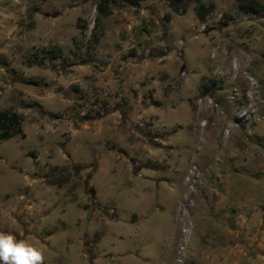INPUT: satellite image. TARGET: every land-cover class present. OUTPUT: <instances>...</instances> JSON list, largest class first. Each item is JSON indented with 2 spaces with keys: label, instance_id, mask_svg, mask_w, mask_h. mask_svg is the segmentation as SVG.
Instances as JSON below:
<instances>
[{
  "label": "rangeland",
  "instance_id": "obj_1",
  "mask_svg": "<svg viewBox=\"0 0 264 264\" xmlns=\"http://www.w3.org/2000/svg\"><path fill=\"white\" fill-rule=\"evenodd\" d=\"M99 1L0 0L25 134L0 139V232L44 264H264V0Z\"/></svg>",
  "mask_w": 264,
  "mask_h": 264
},
{
  "label": "trees",
  "instance_id": "obj_2",
  "mask_svg": "<svg viewBox=\"0 0 264 264\" xmlns=\"http://www.w3.org/2000/svg\"><path fill=\"white\" fill-rule=\"evenodd\" d=\"M116 1H123L128 5H132L134 7H140L142 3L149 0H100L97 5V12L99 15H103L105 17H109L113 14L112 5ZM185 0H170L169 5L171 8H178ZM240 5L243 8H250L253 10H258L262 8V4L257 0H238ZM198 12H202L204 15H207L210 12L209 7L205 5H200L198 7ZM97 25V23H96ZM58 50L55 49L54 53L57 56ZM57 58V57H55ZM24 137L25 134L21 128V118L16 113H10L7 111L0 112V139L7 140L13 138L15 136Z\"/></svg>",
  "mask_w": 264,
  "mask_h": 264
},
{
  "label": "clouds",
  "instance_id": "obj_3",
  "mask_svg": "<svg viewBox=\"0 0 264 264\" xmlns=\"http://www.w3.org/2000/svg\"><path fill=\"white\" fill-rule=\"evenodd\" d=\"M44 251L11 233L0 232V264H44Z\"/></svg>",
  "mask_w": 264,
  "mask_h": 264
},
{
  "label": "crops",
  "instance_id": "obj_4",
  "mask_svg": "<svg viewBox=\"0 0 264 264\" xmlns=\"http://www.w3.org/2000/svg\"><path fill=\"white\" fill-rule=\"evenodd\" d=\"M252 260V258H250Z\"/></svg>",
  "mask_w": 264,
  "mask_h": 264
},
{
  "label": "flooded vegetation",
  "instance_id": "obj_5",
  "mask_svg": "<svg viewBox=\"0 0 264 264\" xmlns=\"http://www.w3.org/2000/svg\"><path fill=\"white\" fill-rule=\"evenodd\" d=\"M25 233H27V232L25 231Z\"/></svg>",
  "mask_w": 264,
  "mask_h": 264
}]
</instances>
